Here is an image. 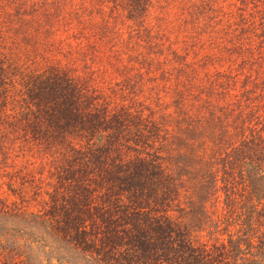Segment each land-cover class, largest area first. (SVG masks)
I'll return each instance as SVG.
<instances>
[{
    "label": "trees",
    "instance_id": "16d2710c",
    "mask_svg": "<svg viewBox=\"0 0 264 264\" xmlns=\"http://www.w3.org/2000/svg\"><path fill=\"white\" fill-rule=\"evenodd\" d=\"M26 2L0 0V180L17 200L0 197V236L62 247L83 264H264V235L252 256L245 233L212 243L192 234L219 201V223L248 231L254 196L263 227L264 75L243 73L235 89L242 67L198 88L170 73L169 90L142 96L140 72L121 77L107 20L157 4L32 0L26 12ZM182 9L168 44L198 35V17Z\"/></svg>",
    "mask_w": 264,
    "mask_h": 264
},
{
    "label": "rangeland",
    "instance_id": "374dc122",
    "mask_svg": "<svg viewBox=\"0 0 264 264\" xmlns=\"http://www.w3.org/2000/svg\"><path fill=\"white\" fill-rule=\"evenodd\" d=\"M23 1L17 0V3ZM31 2L32 0H27L22 5L26 12H29ZM152 3L157 6L145 9L143 17H129L124 12L115 22L110 18L107 20L109 25H113L116 30L114 49H118L126 71V74L121 77H133L134 70L140 72V77L143 79L141 93L144 94L142 96L146 95V90L151 85L160 88L162 93L169 90L172 81L169 78L170 73L174 75L183 73L195 77L199 82L195 84L198 88L200 83L209 84L210 79L205 78L206 74L211 76L218 72L231 78L236 69L242 67L235 89L240 86L244 78L243 73L250 74L249 78H255V71H258L259 74L254 81L261 82L260 79L264 75V0H186V2L185 0H152ZM106 7H109V4ZM182 7L186 8L189 13L192 12L196 18L198 17L197 26L200 27L198 35H193L192 39H187L186 42L173 38L168 44V37L173 36L171 32L179 29L175 18L184 13ZM9 8L7 6L5 9ZM30 25L31 30L35 29L33 24ZM57 27L59 31L63 29L60 25ZM62 33L56 32L57 37L55 38L62 40L64 37ZM237 39L241 43H234ZM112 42L114 44V41ZM222 47L224 48L221 49ZM171 50L176 51L175 56L171 55ZM74 58L75 63L80 67L82 63L80 55L74 54ZM54 59L57 60L59 57H54ZM252 61H254L253 66ZM258 61H260L259 64ZM96 62L100 64L97 58L86 57L87 64L93 66ZM60 63H63L62 60ZM255 64L257 66H254ZM223 79L222 77L221 80ZM213 89L218 91L217 85H213ZM196 90L193 89V91ZM245 133L247 134L248 131ZM254 170L251 169L253 172ZM219 196L221 198V193ZM0 197L6 199L7 202L17 201L14 196L10 195L1 180ZM254 197L248 202L250 207L246 206L248 223L251 225L248 231L237 232L239 227L237 220L235 225L231 224L227 227L219 223L217 210L220 212L223 210L219 201L216 207L206 206L207 212L215 210L216 215L214 212L212 216L208 215L206 220L203 215L201 216L204 222L199 228L193 227V239L212 243L224 241L228 234L238 237L240 233H245L252 244L251 254L253 256L258 251L259 237L264 235V217L260 218L263 227L259 230L254 228L255 214L251 207ZM262 203L264 204V200H260L257 208H260ZM30 206L31 208L37 207L32 202ZM239 220H242L241 217ZM186 221L192 222L193 220L186 218ZM238 262L246 264L245 261L238 260ZM0 264L83 263L75 252L62 249V247L56 249L50 244L43 246L29 238L14 235L13 239L7 240L0 236Z\"/></svg>",
    "mask_w": 264,
    "mask_h": 264
}]
</instances>
